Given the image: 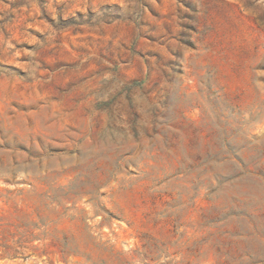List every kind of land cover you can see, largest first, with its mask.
I'll return each mask as SVG.
<instances>
[{"label": "rangeland", "instance_id": "rangeland-1", "mask_svg": "<svg viewBox=\"0 0 264 264\" xmlns=\"http://www.w3.org/2000/svg\"><path fill=\"white\" fill-rule=\"evenodd\" d=\"M0 264H264V0H0Z\"/></svg>", "mask_w": 264, "mask_h": 264}]
</instances>
